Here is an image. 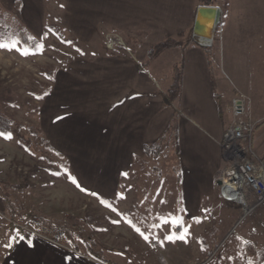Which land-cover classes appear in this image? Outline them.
<instances>
[{"label":"crops","instance_id":"crops-1","mask_svg":"<svg viewBox=\"0 0 264 264\" xmlns=\"http://www.w3.org/2000/svg\"><path fill=\"white\" fill-rule=\"evenodd\" d=\"M0 1L34 35L40 39L46 35L47 0ZM63 4L62 24L82 43L94 42L103 29L145 35L138 45L134 43V50L126 45L120 51L74 59L56 72L42 103L43 133L68 161L78 186L126 205L128 199L120 197L125 177L136 160L146 157L145 146L158 142L178 113L185 218L207 219L211 214L215 219L226 210L248 214L221 195L219 184L227 166L221 142L232 118L236 89L251 96L252 106L254 92L262 84L264 0H65ZM204 5L221 9V35L218 29L210 33L209 12L198 22V10ZM182 31V41L191 36L192 42L148 58L150 47ZM179 74L182 96L178 103L167 106L163 95ZM222 74L234 81L228 84ZM254 117L258 122L264 119L260 113ZM147 213L141 215L143 220ZM156 226V235L135 231L131 240L124 238L123 247L119 243L108 250V256L95 244L90 254L25 233L27 239L20 240L1 264H132L125 259L131 253L145 254L143 261L151 264L147 259L160 260V252L165 250L171 256L168 264H210V256H183V243L166 239L164 227ZM171 229L180 235L182 228ZM140 233L149 238L145 240ZM253 243L240 247L241 259L254 261L264 252V245Z\"/></svg>","mask_w":264,"mask_h":264},{"label":"rangeland","instance_id":"rangeland-1","mask_svg":"<svg viewBox=\"0 0 264 264\" xmlns=\"http://www.w3.org/2000/svg\"><path fill=\"white\" fill-rule=\"evenodd\" d=\"M64 1L47 0V21L49 19L60 30L64 29L61 19ZM0 5L3 6L1 1ZM65 31L67 36L78 40ZM144 36L142 33H119L103 29L90 44L78 40L82 48L80 52L62 43L54 34L42 37L43 47L38 54L27 51L28 55H24L22 52L26 50L20 48H0V112L14 121L12 129L16 135L13 134L11 139L0 135V180L6 194L17 199L26 214L56 218L68 227H75L77 235L66 239L64 236L58 245L88 251L90 254H93L91 245L95 244L102 247L101 254L108 256V250L119 243L123 247L126 242L124 238L129 240L131 234L135 235L136 229L156 235V224H159L164 227L166 235L185 236V240L175 241L180 240L186 247L183 256L187 258L198 254L210 256V264H264L263 251L260 257L250 262L241 259L239 254L240 247L248 243L253 245V242H257L261 247L264 245V202L248 214L226 210L217 214L215 219L211 214L207 215V219H186L182 206V174L175 145L162 150L160 155L136 160L120 191V197L128 199V202L119 205L92 195L73 183L75 179L69 166L66 167L65 158L51 147L44 133L39 131L42 141L40 138H31L29 126H40L42 129L40 110L45 98L42 99L41 94L45 92L46 86L52 88L58 70L68 67L76 58H90L108 50L120 51L119 47L125 48L126 45L134 50V43L138 45ZM261 65L263 68L264 64ZM222 77L228 84L234 81L227 74H222ZM261 78L262 84L257 86L251 106L255 121L254 114L264 116V72ZM19 123L23 126L21 129H18ZM19 130L24 141L18 139ZM253 149L264 159V122L255 130ZM16 185L21 186L22 191H15ZM146 211L148 222L141 218ZM175 218L182 219L183 223L173 224ZM115 219L117 223H114ZM165 219L169 221L168 224L164 223ZM173 226L182 228L180 235L171 229ZM30 228L34 232L37 226L30 225ZM40 229L41 226L39 232L42 235L48 236ZM33 232H24L20 227L9 224L8 211L0 196V264L5 255H12L18 243L22 242L20 240L27 239L26 234L39 236ZM159 241L162 243V239ZM160 253V260L151 256L148 262L168 264L171 257L169 252L165 250ZM144 256L131 253L125 259L132 264H147L146 260L143 261Z\"/></svg>","mask_w":264,"mask_h":264},{"label":"trees","instance_id":"trees-1","mask_svg":"<svg viewBox=\"0 0 264 264\" xmlns=\"http://www.w3.org/2000/svg\"><path fill=\"white\" fill-rule=\"evenodd\" d=\"M16 5H19L17 3ZM65 29V28H64ZM60 30L59 27L55 26L53 23L46 21L45 26V33L46 35L54 34L62 43L71 46L74 50L80 52L82 50L81 45L78 40L73 39L72 37H69L66 35V29ZM185 37L184 32H180L178 36L176 37H168L156 44H154L152 47H150L148 51V58L152 59L155 57L158 53L161 51L168 49V48H174V47H185L187 46L191 41V36H188V41L183 42V38ZM187 37V36H186ZM0 40L2 43L5 44H12L16 43L17 47L26 51H30L33 54H38L40 50L43 47V41L36 35H34L20 20L17 18V16L10 11L3 8V6L0 5ZM38 45L42 47H38ZM15 49V48H13ZM44 84L42 83V86ZM51 89H49L46 86L45 92L41 94L45 98V96L50 92ZM183 91V83H182V77L181 74L178 75V78L176 76L175 83L170 86L164 93V99L167 106H173L174 104L178 103L182 96ZM264 121H261L258 123L257 127H259ZM14 124V121L9 119L7 116L1 114L0 112V133H3L4 136H8L9 134L12 136L15 131L12 129V126ZM19 128L21 129L23 126L19 123ZM39 127V128H38ZM29 126L28 132L31 136V138L39 139L40 141L43 140V137L41 138L39 136L40 132L43 133V130L40 126ZM256 127V129H257ZM40 131V132H39ZM18 132V139L24 141V136L20 135V130ZM15 135V134H14ZM16 136V135H15ZM179 121H178V113H174L172 121L170 123V126L165 131L163 136L160 138V140L154 144H147L145 146V155L153 156V155H160L162 154V150L171 147L172 145L176 146V152L179 154ZM49 149H52L49 146ZM66 160V159H65ZM68 161L66 160V167H68ZM17 192L22 191V187L19 185H16ZM0 196L3 199V203L5 208L8 211V217H9V224L11 226L20 227L19 225L26 222L28 214H26L22 209L20 203L12 197L11 195H7L5 192V188L2 185V182L0 180ZM41 232L43 234H50L51 229L54 226H61L64 229L65 238L69 236H76L78 231L75 227H68L67 225H64V223H61L56 218H48L46 216L41 215ZM64 238V237H63Z\"/></svg>","mask_w":264,"mask_h":264},{"label":"built area","instance_id":"built-area-1","mask_svg":"<svg viewBox=\"0 0 264 264\" xmlns=\"http://www.w3.org/2000/svg\"><path fill=\"white\" fill-rule=\"evenodd\" d=\"M221 23L217 20L216 26ZM212 45V42H208ZM252 98L250 95L236 89L231 101L232 118L221 142L227 166L220 181L222 197L229 203L242 206L247 213L254 211L264 202V159L253 149V137L258 124L251 113ZM253 200L254 204L250 205ZM41 218L36 213H29L25 223L19 225L25 231L33 230L30 225H36L33 233L48 241L61 244L64 229L54 226L48 236L39 232ZM66 225V223H64Z\"/></svg>","mask_w":264,"mask_h":264},{"label":"snow or ice","instance_id":"snow-or-ice-1","mask_svg":"<svg viewBox=\"0 0 264 264\" xmlns=\"http://www.w3.org/2000/svg\"><path fill=\"white\" fill-rule=\"evenodd\" d=\"M16 47H17V44H16V43H12V44L0 43V48H6V49H8V50H12L13 48H16ZM38 47H42V46L38 45ZM22 54H24V55H28V52H27V51H23ZM0 135H3V133H0ZM6 138H7V139H11V135L9 134ZM73 183H76V181L73 180ZM94 195H95V194H94ZM102 202H103V201H102ZM113 211H115V209H113ZM114 222H115V221H114ZM164 223H165V224H168L169 221H168L167 219H165V220H164ZM172 223H173V224H182L183 221H182V219H180V218H175V219L172 220ZM136 231L139 232L140 230H139V229H136ZM140 234L143 236V238H144L145 240H147V239L149 238L148 236L144 235L143 233H140ZM165 238L168 239V240H170V241H172V242H175L176 239L185 240V236H184V235H180V236H176V235H168V236H166Z\"/></svg>","mask_w":264,"mask_h":264},{"label":"water","instance_id":"water-1","mask_svg":"<svg viewBox=\"0 0 264 264\" xmlns=\"http://www.w3.org/2000/svg\"><path fill=\"white\" fill-rule=\"evenodd\" d=\"M207 13L209 12V18H214V25L212 27H209L210 29V33H212L213 35V32H214V29H215V25H216V21L220 18V15H221V12H220V9L218 7H215V6H212V5H204V6H201L198 10V15H197V19L199 20L198 22L200 23L201 22V19H202V16H203V13ZM216 14V16H215ZM209 19V20H210ZM209 37V36H207Z\"/></svg>","mask_w":264,"mask_h":264},{"label":"bare ground","instance_id":"bare-ground-1","mask_svg":"<svg viewBox=\"0 0 264 264\" xmlns=\"http://www.w3.org/2000/svg\"><path fill=\"white\" fill-rule=\"evenodd\" d=\"M210 18H208V20H207V23H209V25L212 27L213 25H214V18H211L210 20H209Z\"/></svg>","mask_w":264,"mask_h":264}]
</instances>
